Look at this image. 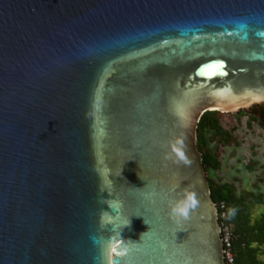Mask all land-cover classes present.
<instances>
[{"label":"water","instance_id":"1","mask_svg":"<svg viewBox=\"0 0 264 264\" xmlns=\"http://www.w3.org/2000/svg\"><path fill=\"white\" fill-rule=\"evenodd\" d=\"M262 34L264 0H0V264H227L197 128L264 105Z\"/></svg>","mask_w":264,"mask_h":264},{"label":"trees","instance_id":"2","mask_svg":"<svg viewBox=\"0 0 264 264\" xmlns=\"http://www.w3.org/2000/svg\"><path fill=\"white\" fill-rule=\"evenodd\" d=\"M259 106L255 105L253 108ZM220 114L221 112L216 110L203 113L198 122L197 147L202 153L212 198L218 206L221 202L225 203V222L231 226L234 234V264H264V212L254 218L250 211V205L263 204L264 197L261 193L249 190L239 191L234 182H218L209 175L211 170H218L221 166L218 156L210 146L211 142L216 140L225 146L237 142L232 132L221 125ZM236 114L242 115L245 112ZM247 116L251 121L255 120L261 124L256 117L250 114ZM208 132L214 133L213 138L207 137Z\"/></svg>","mask_w":264,"mask_h":264},{"label":"rangeland","instance_id":"3","mask_svg":"<svg viewBox=\"0 0 264 264\" xmlns=\"http://www.w3.org/2000/svg\"><path fill=\"white\" fill-rule=\"evenodd\" d=\"M250 109L242 115L221 112V125L232 132L237 142L227 146L211 142L221 166L209 175L218 182H234L239 191L249 190L264 197V127L249 119ZM213 136V132L207 133L208 138ZM250 211L252 217L259 216L264 212V203L251 204Z\"/></svg>","mask_w":264,"mask_h":264},{"label":"built area","instance_id":"4","mask_svg":"<svg viewBox=\"0 0 264 264\" xmlns=\"http://www.w3.org/2000/svg\"><path fill=\"white\" fill-rule=\"evenodd\" d=\"M218 206V205H217ZM219 221L221 226V236L225 248V261L227 264H234V254L232 250V241L234 234L230 225L225 222L226 211L225 203L221 202L218 206Z\"/></svg>","mask_w":264,"mask_h":264},{"label":"clouds","instance_id":"5","mask_svg":"<svg viewBox=\"0 0 264 264\" xmlns=\"http://www.w3.org/2000/svg\"><path fill=\"white\" fill-rule=\"evenodd\" d=\"M195 206L196 201L193 199L192 195L188 193H183L178 199L169 202V209L174 218H188ZM141 235H143V233Z\"/></svg>","mask_w":264,"mask_h":264},{"label":"flooded vegetation","instance_id":"6","mask_svg":"<svg viewBox=\"0 0 264 264\" xmlns=\"http://www.w3.org/2000/svg\"><path fill=\"white\" fill-rule=\"evenodd\" d=\"M247 114H250V115L256 117L261 122V124L264 125V105H260L257 108L256 107L251 108L249 110V113H247Z\"/></svg>","mask_w":264,"mask_h":264},{"label":"snow or ice","instance_id":"7","mask_svg":"<svg viewBox=\"0 0 264 264\" xmlns=\"http://www.w3.org/2000/svg\"><path fill=\"white\" fill-rule=\"evenodd\" d=\"M262 35H264V34H262Z\"/></svg>","mask_w":264,"mask_h":264}]
</instances>
